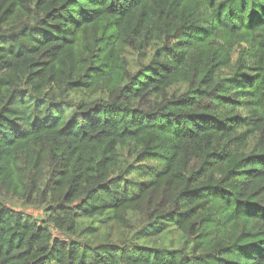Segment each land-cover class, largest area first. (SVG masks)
Here are the masks:
<instances>
[{"label":"trees","instance_id":"16d2710c","mask_svg":"<svg viewBox=\"0 0 264 264\" xmlns=\"http://www.w3.org/2000/svg\"><path fill=\"white\" fill-rule=\"evenodd\" d=\"M0 264H264V0H0Z\"/></svg>","mask_w":264,"mask_h":264},{"label":"rangeland","instance_id":"374dc122","mask_svg":"<svg viewBox=\"0 0 264 264\" xmlns=\"http://www.w3.org/2000/svg\"><path fill=\"white\" fill-rule=\"evenodd\" d=\"M10 205L14 208V209H17L18 211H21L23 213H26V214H30L31 216L37 218V219H41L42 216H43V211L42 209H38V208H35V207H32V206H27V205H24L22 203H10ZM87 224H91V222L89 221H84L82 222V226L81 227H85V225ZM92 224H99L97 222V220L95 219L93 221ZM99 227V226H98ZM169 232L167 233H163L160 237H157V236H153L149 239H147V237H142L141 239L138 240V242L142 241V240H150L151 242L149 243H146L145 245L146 246H159V245H163L164 247L166 248H190L193 243L190 242L189 240H185L183 239L182 237H180V235L178 234V232L175 230L174 227L172 228H169ZM103 231L104 229L102 227H99V232H101L103 234ZM54 234L56 235V232H54ZM94 236L93 237H90L89 239L91 241H96L97 239H101L103 238L102 236H99V237H96ZM142 244V243H140Z\"/></svg>","mask_w":264,"mask_h":264}]
</instances>
